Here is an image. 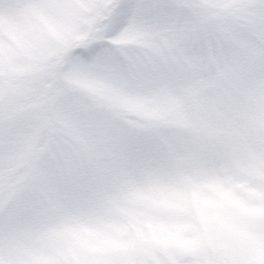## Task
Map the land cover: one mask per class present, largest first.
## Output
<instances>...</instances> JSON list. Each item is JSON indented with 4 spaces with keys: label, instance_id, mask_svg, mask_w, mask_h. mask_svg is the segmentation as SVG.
<instances>
[{
    "label": "snow or ice",
    "instance_id": "6c2138e0",
    "mask_svg": "<svg viewBox=\"0 0 264 264\" xmlns=\"http://www.w3.org/2000/svg\"><path fill=\"white\" fill-rule=\"evenodd\" d=\"M0 264H264V0H0Z\"/></svg>",
    "mask_w": 264,
    "mask_h": 264
}]
</instances>
